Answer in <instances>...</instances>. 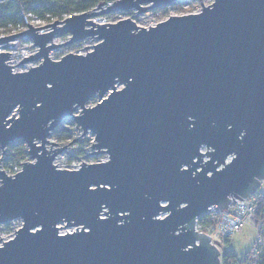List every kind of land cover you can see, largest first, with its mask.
Instances as JSON below:
<instances>
[{"label":"water","instance_id":"1","mask_svg":"<svg viewBox=\"0 0 264 264\" xmlns=\"http://www.w3.org/2000/svg\"><path fill=\"white\" fill-rule=\"evenodd\" d=\"M176 1L114 0L0 36L5 49L20 37L38 48L19 63L43 59L15 72L0 51V150L21 139L28 154L14 175L0 168V224L23 221L0 244V264H222L196 224L264 180V0H201L200 12L149 28L94 21ZM87 38L99 40L91 51L50 57ZM70 116L95 135L87 154L109 160L54 163L69 143L52 132Z\"/></svg>","mask_w":264,"mask_h":264},{"label":"rangeland","instance_id":"2","mask_svg":"<svg viewBox=\"0 0 264 264\" xmlns=\"http://www.w3.org/2000/svg\"><path fill=\"white\" fill-rule=\"evenodd\" d=\"M214 0H202L203 4L205 6H208L213 3ZM202 2L201 0H177L175 3L163 7H159L157 9L149 10L148 12L138 14L134 9L130 10L127 14L123 15V18H131L133 19L137 25L142 27H149L154 26L160 21L166 20L172 15H183V14H189V13H197L202 10ZM113 13L105 14L103 16H99L94 18V21L97 23H107L112 22L114 20ZM35 26H41L46 23H40V22H32ZM71 36H58L55 38L54 42L64 43L70 39ZM98 39L87 38L85 40L72 43V44H62L60 47L54 49L50 53V57L54 60L61 59L64 55L68 53H81L85 54L88 51H91L96 43H98ZM14 43V45L12 44ZM11 45H9L8 48L0 47V51L7 50L11 52L10 58H9V64L13 65V70L15 72H22L30 69V66H37L40 63H42L43 59H39L37 61H29L26 63H19L24 57L30 56L31 54L38 51V48L33 44L32 41L29 42H21L19 39L12 42ZM89 46V47H85ZM85 47V48H84ZM19 63V64H18ZM17 64V65H16ZM98 98L93 99L91 104H96L98 102ZM88 103V105H90ZM16 116H19L18 110L15 111ZM64 127L71 128L73 130V137L68 141H58L56 138H53L51 136V140L57 142L58 146H65L67 147L59 153L55 159L56 164L60 168H67L70 166L74 161L78 160L79 158H85V156H88L89 159L91 155H94V153L87 154L89 152L95 151L94 148H92V137L89 134H83L82 130H79L76 128V124L74 120H70L67 123L63 124ZM74 138H77V140H73ZM72 141V142H71ZM58 146H55L54 148H57ZM73 147V149L71 148ZM87 148V149H84ZM5 154L2 153L0 150V168H3V158ZM84 156V157H83ZM21 169V168H20ZM18 169V171L20 170ZM10 175H14L13 172H8ZM258 194H264V180L261 183L260 189L257 192ZM22 219H15L10 222L1 223L0 224V244L3 243V241L9 240L10 238H13L16 235V230H18L22 226ZM257 230L255 227V224L253 221H249L244 228L237 232L229 241V243H226L224 240L219 239L217 237H214V242L218 245L221 252L225 249H231L233 250L238 258H243L252 248L255 239H256ZM2 237V239H1Z\"/></svg>","mask_w":264,"mask_h":264},{"label":"trees","instance_id":"3","mask_svg":"<svg viewBox=\"0 0 264 264\" xmlns=\"http://www.w3.org/2000/svg\"><path fill=\"white\" fill-rule=\"evenodd\" d=\"M114 0H0V36L23 31L29 23H50L62 20L70 15L90 11L103 3L108 5ZM21 42H29L20 37ZM52 137L58 141H68L73 137V130L61 124L52 132ZM28 159L27 145L21 140L10 143L3 158V168L8 172L16 173L22 163ZM259 200L258 214L260 219L264 210V194L256 193ZM230 240H225L229 243ZM244 258V257H243ZM238 258L231 249L222 251V264L236 263ZM259 264H264V250L261 253Z\"/></svg>","mask_w":264,"mask_h":264},{"label":"built area","instance_id":"4","mask_svg":"<svg viewBox=\"0 0 264 264\" xmlns=\"http://www.w3.org/2000/svg\"><path fill=\"white\" fill-rule=\"evenodd\" d=\"M129 11H119L113 13L115 19L111 23L125 19L123 18L124 17L123 15L127 14ZM98 100H99L98 102H100L102 99L98 98ZM92 101L93 99L90 100L88 103ZM88 103L87 106L95 105L91 103L90 105H88ZM80 111L81 109L78 108L75 111V114H79ZM70 120H74L72 116L66 118L62 124H65ZM86 134L91 135L93 143H96L95 135L91 131ZM94 149L95 151H97L96 148ZM201 150L202 152H206L208 148L206 146H203ZM233 156L234 155H229L226 159V162H230ZM87 157L88 156H85V158H79L78 160L74 161L70 166H68L66 169H73V170L80 169L82 167L83 161L85 163H97V162H105L109 160V155L105 151L91 155L89 159ZM204 160H207V157H205ZM222 167L223 165L220 166L219 168ZM258 204H259L258 198L255 195H253L243 200H239V199H236V201L232 200V202L229 204L227 209H220V208H215L216 206H211L210 210L206 214H204L202 217L197 219L196 229L199 232L206 233L209 236H211L212 242L215 243L214 237H217L224 241L230 240L237 232H240L249 221H253L257 230V234L251 250L244 256L242 260L236 263H229V264H259L261 253L264 250V210L262 217L257 220L256 216L258 214ZM163 216H165V214L161 215V217ZM75 230L76 228L73 227L61 231L60 233L73 232Z\"/></svg>","mask_w":264,"mask_h":264},{"label":"bare ground","instance_id":"5","mask_svg":"<svg viewBox=\"0 0 264 264\" xmlns=\"http://www.w3.org/2000/svg\"><path fill=\"white\" fill-rule=\"evenodd\" d=\"M8 61H9V60H8ZM10 65H11V64H10ZM12 67H13V66H12ZM13 71H14V70H13ZM106 210H107V209H106ZM102 216H105V214L103 213ZM68 229H69V228H68ZM64 230H67V229H62V230H60V232H61V231H64ZM61 234H64V233H61Z\"/></svg>","mask_w":264,"mask_h":264}]
</instances>
